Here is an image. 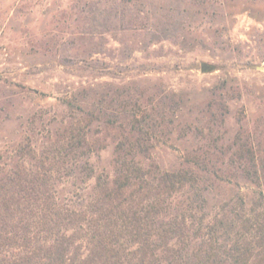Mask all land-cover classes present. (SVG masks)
<instances>
[{
	"label": "rangeland",
	"instance_id": "374dc122",
	"mask_svg": "<svg viewBox=\"0 0 264 264\" xmlns=\"http://www.w3.org/2000/svg\"><path fill=\"white\" fill-rule=\"evenodd\" d=\"M257 66L264 0H0V174H92L58 187L86 199L132 162L197 174L211 214L248 208L264 190ZM72 127L85 135L66 152Z\"/></svg>",
	"mask_w": 264,
	"mask_h": 264
},
{
	"label": "trees",
	"instance_id": "16d2710c",
	"mask_svg": "<svg viewBox=\"0 0 264 264\" xmlns=\"http://www.w3.org/2000/svg\"><path fill=\"white\" fill-rule=\"evenodd\" d=\"M64 101L75 108L70 92ZM84 135L72 127L65 151ZM251 165L246 178L259 182ZM28 172L16 164L0 174V264H264V190L248 208L211 214L200 177L184 170L153 174L128 162L112 179L94 177L86 199L58 187L92 174Z\"/></svg>",
	"mask_w": 264,
	"mask_h": 264
},
{
	"label": "water",
	"instance_id": "95a60500",
	"mask_svg": "<svg viewBox=\"0 0 264 264\" xmlns=\"http://www.w3.org/2000/svg\"><path fill=\"white\" fill-rule=\"evenodd\" d=\"M256 69H257V70L264 71V66H257ZM208 71H209L208 66H207L206 64L203 63V64L201 65V72L206 73V72H208Z\"/></svg>",
	"mask_w": 264,
	"mask_h": 264
}]
</instances>
